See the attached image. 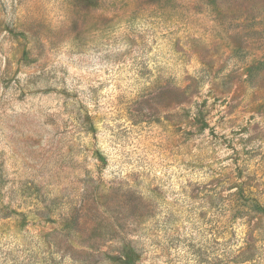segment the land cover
I'll use <instances>...</instances> for the list:
<instances>
[{
    "label": "rangeland",
    "instance_id": "rangeland-1",
    "mask_svg": "<svg viewBox=\"0 0 264 264\" xmlns=\"http://www.w3.org/2000/svg\"><path fill=\"white\" fill-rule=\"evenodd\" d=\"M264 264V0H0V264Z\"/></svg>",
    "mask_w": 264,
    "mask_h": 264
},
{
    "label": "trees",
    "instance_id": "trees-1",
    "mask_svg": "<svg viewBox=\"0 0 264 264\" xmlns=\"http://www.w3.org/2000/svg\"><path fill=\"white\" fill-rule=\"evenodd\" d=\"M140 259L138 250L128 242H123L117 254L109 255L110 264H136Z\"/></svg>",
    "mask_w": 264,
    "mask_h": 264
}]
</instances>
